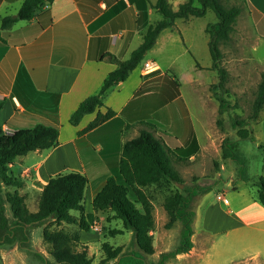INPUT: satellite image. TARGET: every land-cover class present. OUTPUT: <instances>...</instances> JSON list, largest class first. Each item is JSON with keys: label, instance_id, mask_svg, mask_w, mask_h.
Returning a JSON list of instances; mask_svg holds the SVG:
<instances>
[{"label": "rangeland", "instance_id": "1", "mask_svg": "<svg viewBox=\"0 0 264 264\" xmlns=\"http://www.w3.org/2000/svg\"><path fill=\"white\" fill-rule=\"evenodd\" d=\"M177 1L170 0L173 8ZM221 2L225 6H240L229 38L217 44L220 50L217 64L227 72L222 85H216L217 69L210 68L208 37L204 32L205 24H212L216 18L212 10L187 21L178 19L176 28L163 32L148 57L158 62L160 68L155 69L175 78L180 93V97L163 104L157 100L160 105L148 117L149 123L154 125V133L167 138L177 136L180 143L195 134L204 146L193 162L184 159L175 163L181 182L172 184L169 189L157 185L144 187L152 207L154 223L150 232L154 251L152 254L141 252L131 230L125 229L111 211H100L95 213L89 231H80L78 248L85 244L90 264H264V207L256 196V182L259 176H264V152L258 146L264 145V108L255 119H249L257 85L264 74V38L255 29L253 16L244 0ZM195 4H198L196 0ZM145 62L152 61H144L142 65L146 72L152 71L144 67ZM155 79L151 77L145 84L155 85L159 97L160 81ZM216 93L226 101V109L221 112ZM236 117L245 121L244 126L251 131L252 138H239L237 127L233 125ZM145 122L142 126L151 128ZM224 139H227L229 157L222 156ZM31 156L32 153L22 155L6 167L10 174L23 178L25 184L20 188H1L5 215V220L0 222L1 264L54 263L48 245L42 240L43 225L18 226L4 198L6 191L17 189L25 193L28 209H36L41 187L31 184L32 171L25 168L32 164ZM175 188L189 195L192 246L187 252L171 255L167 253L179 244L183 224L177 219L166 227L168 215L162 203ZM128 194L134 198L132 190L129 189ZM210 207L215 213L210 211L213 217L207 218L211 229L204 224L206 210ZM214 224L220 229L212 232ZM55 227L76 228L64 222ZM112 229H119V232L110 233ZM10 231L14 238L2 239L3 234ZM103 241L121 248L115 258L105 262L101 261Z\"/></svg>", "mask_w": 264, "mask_h": 264}, {"label": "crops", "instance_id": "2", "mask_svg": "<svg viewBox=\"0 0 264 264\" xmlns=\"http://www.w3.org/2000/svg\"><path fill=\"white\" fill-rule=\"evenodd\" d=\"M22 1L0 0V17L15 15ZM155 1L53 0L40 5L29 19L17 20L0 30V99L3 100L0 126L5 131H13L38 120V113L28 110L14 92L17 74L23 70L25 76L19 81L22 99L28 105L39 102L42 108L55 103L58 117L57 145L42 150L43 153L40 150L27 153H32L33 158L32 164L25 166L32 171L31 184L42 187L52 176L69 171L84 173L88 178L86 212L92 211L94 195L117 168L122 143L138 134L156 107L155 85L151 87L145 82L159 73L147 74L150 71L142 68L143 62L152 61L160 68L158 62L148 58L154 46L158 45L165 30L176 28L178 19L187 21L192 16L177 18L171 27L161 30L142 62L125 80L104 93L103 105L97 110L104 113L110 107L115 111L112 117L82 134L77 131L94 119L97 110L83 115L76 125L68 119L80 101L96 93L106 75L116 67V63L104 58L103 54L110 52L118 59H125L139 45L148 25L161 18L153 7ZM182 1L178 0L176 7ZM244 1L253 16L255 29L264 38V0ZM115 5L119 8L114 9ZM216 21L217 17L211 22ZM34 90L45 94H35ZM200 144L195 134L180 143L187 149L189 162H193L197 152L204 148ZM211 208L204 216L206 227H209L207 218L215 214ZM213 226L212 232L220 229Z\"/></svg>", "mask_w": 264, "mask_h": 264}, {"label": "trees", "instance_id": "3", "mask_svg": "<svg viewBox=\"0 0 264 264\" xmlns=\"http://www.w3.org/2000/svg\"><path fill=\"white\" fill-rule=\"evenodd\" d=\"M51 1L53 0H23L15 15L0 17V30L11 26L17 20L29 19L40 5ZM196 1L198 4H195V0H184L176 8H173L169 0H156L153 7L161 14V18L148 25L142 35L141 42L131 51L128 58L118 59L110 52L103 54L104 58L115 62L116 67L106 75L96 93L88 95L80 101L70 114L69 123L78 124L83 115L91 113L103 105L104 93L114 84L125 80L130 72L142 62L145 53L154 45L161 30L171 27L177 18L203 16L208 9L212 10L217 17L216 22L208 23L205 27L211 56L210 68L217 69L219 80L216 85H222L227 72L217 64L220 56L217 44L219 41L229 38L233 23L240 13V6L235 4L225 6L221 0ZM120 4H123L122 1ZM118 8L119 6H114V9ZM196 64L198 65L197 61ZM147 74H157L154 78L160 81L161 91L157 100H160L161 104L180 97L176 82L168 75L160 74L157 69ZM23 76H25V72L19 70L14 92L28 110L37 112L39 116L37 121H32L13 131H5L0 126V222L5 220L1 198L2 186L20 188L25 184L23 178L7 171V165L30 151L49 149L58 143V117L55 103L48 104L49 107L44 108L38 106L39 102L28 105L19 92V81ZM31 89L34 88L31 87ZM34 91L38 95L45 94ZM215 95L219 101L218 109L221 112L226 109V101L217 93ZM160 103L157 102L156 106ZM2 104L3 100L0 99V108ZM262 108H264V74L257 85L249 119H255ZM28 110L24 113L27 114ZM114 114L115 111L110 107H107L104 113L97 110L94 119L77 133L82 134L90 130ZM9 122L10 120L6 123ZM145 123L150 124L149 121ZM233 125L237 127L239 138H252L251 131L244 126L243 119L234 118ZM149 126L151 128H140L136 136L122 143L117 168L114 173L107 176L103 186L94 195L91 202L92 211H85V191L88 178L82 172L69 171L49 178L38 193L36 209L33 211L29 210L26 205L25 193H21L17 189L5 192L4 198L11 210L14 223L22 228L43 225L42 240L48 245V252L53 258V264L91 263V257L88 256L85 244L78 248L81 244L80 231H89L95 213L100 211H111L114 218L121 220L125 229L131 230L140 251L145 254L153 253V236L150 231L154 221L151 201L145 193L144 187L157 185L169 189L172 184L181 182L179 172L174 165L178 161L187 160L189 154L187 149L180 145L176 136L172 135L167 138L161 134L157 135L153 131L154 125L151 123ZM224 141L222 156L229 157L227 139ZM258 146L264 152V145L259 144ZM256 185L257 199L264 207V176L258 177ZM129 189L132 190L134 198L129 196ZM162 205L168 215L166 227H170L177 219L181 220L183 224V233L179 244L167 254L175 255L187 252L192 246L190 239L192 211L188 208L189 195L175 188L165 197ZM62 222L75 225L76 228L65 230L55 227ZM117 232L119 229L110 231V233ZM13 238L7 236V239ZM101 249L104 253L102 262L115 258L121 250L120 246L112 247L108 241L102 242Z\"/></svg>", "mask_w": 264, "mask_h": 264}, {"label": "built area", "instance_id": "4", "mask_svg": "<svg viewBox=\"0 0 264 264\" xmlns=\"http://www.w3.org/2000/svg\"><path fill=\"white\" fill-rule=\"evenodd\" d=\"M152 63V64H151ZM151 65V66H150ZM151 68H150V67ZM144 67L147 69V70H155V68H157V66L153 63V62H145L144 63Z\"/></svg>", "mask_w": 264, "mask_h": 264}, {"label": "flooded vegetation", "instance_id": "5", "mask_svg": "<svg viewBox=\"0 0 264 264\" xmlns=\"http://www.w3.org/2000/svg\"><path fill=\"white\" fill-rule=\"evenodd\" d=\"M12 235H13V232H11V234H9V232H5L2 236V239H7V236L12 237Z\"/></svg>", "mask_w": 264, "mask_h": 264}, {"label": "water", "instance_id": "6", "mask_svg": "<svg viewBox=\"0 0 264 264\" xmlns=\"http://www.w3.org/2000/svg\"><path fill=\"white\" fill-rule=\"evenodd\" d=\"M0 264H1V260H0Z\"/></svg>", "mask_w": 264, "mask_h": 264}, {"label": "bare ground", "instance_id": "7", "mask_svg": "<svg viewBox=\"0 0 264 264\" xmlns=\"http://www.w3.org/2000/svg\"><path fill=\"white\" fill-rule=\"evenodd\" d=\"M156 65V64H155ZM157 66V65H156Z\"/></svg>", "mask_w": 264, "mask_h": 264}]
</instances>
